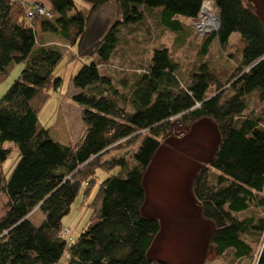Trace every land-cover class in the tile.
<instances>
[{"label":"trees","instance_id":"trees-1","mask_svg":"<svg viewBox=\"0 0 264 264\" xmlns=\"http://www.w3.org/2000/svg\"><path fill=\"white\" fill-rule=\"evenodd\" d=\"M203 1L84 0L87 8L80 10L73 0H0V82L23 64L0 98V194L5 198L0 264H60L61 259L62 264H166L147 255L160 226L157 218L143 214V177L171 135L174 117L185 126L203 119L216 125L218 143L193 179V195L213 226L215 254L251 263L252 246L264 237V23L254 8L244 0H211L217 31L203 36L186 81L164 47L154 48L147 60L131 59L132 71L121 63L117 78L99 71L113 57L123 30L147 34L148 24L159 27L175 35L173 51L186 35L177 17L197 18ZM33 4L44 6L47 15L27 19ZM108 5L118 9L120 19L95 39L90 19ZM233 35L238 44L228 53L237 69L221 79L203 59L213 42L229 49ZM67 49H75L80 61L71 77L79 90L72 102L82 108L84 130L74 145L53 140L51 128L38 118L49 101L47 90L62 87L55 71ZM137 141L129 158L109 155ZM7 142L16 149L8 178L3 170ZM99 169L114 175L99 183L90 222L68 243L62 219L84 183L91 186L83 194H92ZM35 209L44 215L39 226L29 220Z\"/></svg>","mask_w":264,"mask_h":264},{"label":"rangeland","instance_id":"rangeland-1","mask_svg":"<svg viewBox=\"0 0 264 264\" xmlns=\"http://www.w3.org/2000/svg\"><path fill=\"white\" fill-rule=\"evenodd\" d=\"M25 1L29 4L32 0ZM73 1L78 9L87 8L84 0ZM244 1L254 8L264 23V0ZM205 3L211 4L213 18L217 20V9L211 0L203 1L197 18L177 17L184 25L183 32L186 35L182 34L181 39L178 40L180 43L174 44L173 51L171 45L175 35L159 27L148 24L147 34L140 30L134 32L123 30L113 57L108 65L100 67L99 71L117 78L115 71L119 70L121 63L132 71L131 59L133 62L139 59L147 60L154 48L164 47L171 50L173 58L179 63L180 80L186 81L192 61L198 60L197 51L203 36H211L217 31L214 26L199 28V25L204 23L201 11ZM119 19L120 15L115 6L102 7L92 15L89 30L95 39H100L111 24ZM198 20L201 23H198ZM205 30L210 33H205ZM127 32L133 34L129 35ZM237 38V35L232 36L230 39L232 46L226 50L220 49L217 43L213 42L208 55L204 57L203 60L209 63L208 68L216 77L227 79L237 69V65L228 53L229 50L233 53L234 47L238 44ZM133 39L138 40L139 43L136 44ZM133 48L137 51L136 54L131 52ZM64 49L66 52V48ZM77 53L75 49H67L63 62L55 71V75L62 79V87L57 91L47 90L49 101L38 114L39 121L51 128V138L67 145H74L84 130L81 121L82 108L72 102L73 95L79 93V90L71 84V77L80 66V61L76 58ZM22 69L23 64L14 65L0 82V98L19 77ZM170 122L172 123L171 135L161 142L143 177L145 190L143 214L157 218L160 226L159 233L148 250V257L153 262L163 261L166 264H246L247 261L244 259L234 261L229 253H225L222 257L215 254V247L210 242L213 226L203 218L199 203L192 191L196 173L201 166L211 161L218 143L219 134L216 125L213 121L204 119L185 126L180 121V117H174ZM138 144L139 141L130 147L112 150L109 152L111 154H108L111 156L114 153V155L129 158ZM3 146L10 151L3 165L4 173L8 178L16 163V149L8 142ZM110 156L107 155L103 159ZM112 175H114L112 171L104 172L99 169L96 172L97 186L92 194H83L84 190L91 186V182L84 183V187L80 189L77 198L70 206L69 213L62 219L63 227L68 229L73 239H76L80 230L91 220L92 198L99 183ZM4 204L5 198L0 194V217L4 214ZM29 220L39 226L44 220V215L35 209ZM262 244H264V237L258 243L260 248ZM253 255V260L249 264H258L260 260L258 250H253ZM61 262L62 259L60 264Z\"/></svg>","mask_w":264,"mask_h":264},{"label":"built area","instance_id":"built-area-1","mask_svg":"<svg viewBox=\"0 0 264 264\" xmlns=\"http://www.w3.org/2000/svg\"><path fill=\"white\" fill-rule=\"evenodd\" d=\"M205 1H210V0H205ZM36 15H41V16L42 15H47L46 8L44 6H42V5H39V4H33V6L31 7V9L26 12V17H27V19H32ZM198 23H201V22L198 20ZM199 26H200L199 27L200 29H203V27L201 25H199ZM62 234L65 237L69 236L68 229H64L63 232H62ZM72 241H73L72 237L69 236L67 238V242L70 243Z\"/></svg>","mask_w":264,"mask_h":264},{"label":"bare ground","instance_id":"bare-ground-1","mask_svg":"<svg viewBox=\"0 0 264 264\" xmlns=\"http://www.w3.org/2000/svg\"><path fill=\"white\" fill-rule=\"evenodd\" d=\"M202 17L204 19V23H201L202 27H215L216 26V20L213 18L212 12H211V4L205 3L202 8Z\"/></svg>","mask_w":264,"mask_h":264},{"label":"crops","instance_id":"crops-1","mask_svg":"<svg viewBox=\"0 0 264 264\" xmlns=\"http://www.w3.org/2000/svg\"><path fill=\"white\" fill-rule=\"evenodd\" d=\"M259 15V14H258ZM178 18H183V17H178ZM184 19H186V18H184ZM262 20V19H261ZM263 21V20H262ZM180 22V21H179ZM181 23V22H180ZM204 120V119H203ZM206 120V119H205ZM263 236H264V233L262 234ZM262 238V237H261ZM263 245L264 244H262V247L260 248L259 247V245L257 244V245H255L254 246V248H253V250H258V253H259V262L258 263H261V264H264V256L262 255V257H261V250H262V248H263ZM260 249V250H259ZM254 256V255H253Z\"/></svg>","mask_w":264,"mask_h":264},{"label":"water","instance_id":"water-1","mask_svg":"<svg viewBox=\"0 0 264 264\" xmlns=\"http://www.w3.org/2000/svg\"><path fill=\"white\" fill-rule=\"evenodd\" d=\"M199 12H200V11H199ZM216 22H217V23H216V26H215V27H216V29H217L218 21L216 20ZM205 33H210V31L205 30Z\"/></svg>","mask_w":264,"mask_h":264},{"label":"clouds","instance_id":"clouds-1","mask_svg":"<svg viewBox=\"0 0 264 264\" xmlns=\"http://www.w3.org/2000/svg\"><path fill=\"white\" fill-rule=\"evenodd\" d=\"M205 1V0H204ZM203 3V2H202ZM67 229V228H66Z\"/></svg>","mask_w":264,"mask_h":264}]
</instances>
